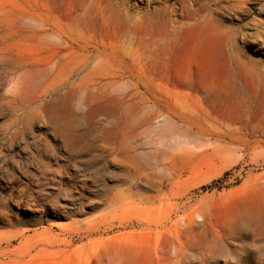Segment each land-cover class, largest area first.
Here are the masks:
<instances>
[{
  "label": "rangeland",
  "instance_id": "1",
  "mask_svg": "<svg viewBox=\"0 0 264 264\" xmlns=\"http://www.w3.org/2000/svg\"><path fill=\"white\" fill-rule=\"evenodd\" d=\"M0 56V264H264V0H0Z\"/></svg>",
  "mask_w": 264,
  "mask_h": 264
},
{
  "label": "bare ground",
  "instance_id": "2",
  "mask_svg": "<svg viewBox=\"0 0 264 264\" xmlns=\"http://www.w3.org/2000/svg\"><path fill=\"white\" fill-rule=\"evenodd\" d=\"M16 66H18L19 69L22 68L21 64H17L16 62H14L13 60H10V59H8V61H7L5 58H2L0 56V74L3 71H5L4 68L9 69V68H15ZM26 72H28V69H26ZM99 77L100 78H105V77H108V75L105 74V73H99ZM115 80H116L115 77H110V79L105 81L104 85H108V86L113 85L115 82H117ZM73 82H76V80H74ZM80 93L81 92L79 91V89H77V87L74 84H71V89H69L66 92V94H68V95H78ZM58 119H59L58 115L52 117L53 122H57ZM146 121L149 122L150 121V117L147 118ZM78 126H79V122L78 121H72V122H70L67 125H60L56 129L57 130L56 131L57 134L64 139L66 146H70L72 144L71 142H72V139L74 138L73 132H74V129L77 128ZM15 131H18L17 128H16Z\"/></svg>",
  "mask_w": 264,
  "mask_h": 264
}]
</instances>
